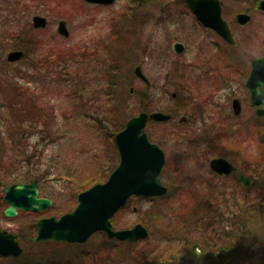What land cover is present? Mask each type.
I'll list each match as a JSON object with an SVG mask.
<instances>
[{"label": "rangeland", "instance_id": "obj_1", "mask_svg": "<svg viewBox=\"0 0 264 264\" xmlns=\"http://www.w3.org/2000/svg\"><path fill=\"white\" fill-rule=\"evenodd\" d=\"M155 1L118 0L111 7H97L81 0H0V36L19 34L23 44H27V41L32 43L29 50L27 49V58L19 63L7 61L8 54L16 51L14 44H11L4 53L3 61L0 59L1 79H15L14 85L22 89L26 99L33 97L36 101L40 100L56 120V125L49 130L51 136H47L48 132L47 138L39 134L44 133V128L39 127L37 130H30L33 134L23 142L30 146L27 155L36 153L37 157L33 162H38L42 155L41 170L48 175L41 177V191L44 196L55 197L56 209L63 207V213L71 211L76 205L73 196L77 194V183L95 175L107 177L119 165L118 151L116 146L115 149L112 147L115 140L103 138L90 125L92 115L103 117V112L107 113L109 128L112 121L115 120L114 125H123L128 118L139 115L145 109L147 113L175 109L183 103L184 91L205 97L210 93L208 86L202 82L203 79L193 76L189 80L187 71L184 70L186 63L198 61L199 53L192 50L190 45L182 57L173 54V45L184 37L172 35L170 30L162 26L153 29L151 25L141 34V28L136 26L138 21L143 26L149 21H193L182 13L176 14L174 20L167 18V12L163 16ZM228 11L232 12L231 9ZM35 16L47 19V29L31 32L30 27ZM61 21L68 25L70 37L67 39L58 34ZM254 21L256 23L248 30L263 32L259 38L264 40V16L257 15ZM204 38L199 36L195 39L200 41ZM211 40L217 41L215 38H208V41ZM5 45L1 44L0 48ZM209 52L214 60L239 64L238 70H233L237 71L239 82L232 83L231 74L227 73L230 70L224 69V81L217 85L222 89L219 103L227 106L216 117L209 118L208 126H215L216 129L210 132L195 131L197 129L191 124H180V119L170 124L149 123L147 133L150 139L166 151L167 162L162 182L169 189V193L164 197L165 200L133 198L127 208L114 218L117 230L132 229L137 224L145 226L141 222L149 220V227L145 226L149 230V238L137 244H129L137 245L136 248H128L123 243L115 244L107 238V252L96 257L91 254L89 258L83 259V252L78 247L50 245L32 248L29 253L25 252L20 262L0 258V264H70L69 261H75L72 264H147L151 261L149 264H152L155 258L162 254L167 255L169 251L171 254L175 246L184 244L186 235L195 238V241L200 236L201 229L193 226V223L191 226L189 222L188 226L192 229L187 228L183 232L174 229L171 232L173 237L167 234L165 229L168 223H164L159 217L162 213L170 211L172 221L176 224L184 222L178 215L179 211L182 217L189 214V219L192 220V215L205 207L203 203L206 202V196L201 194L202 188L229 195L223 200L228 206L216 210L221 216L224 213L242 211L243 204L253 201L263 193L262 180L258 185L259 181L248 177L253 186L245 189L238 184L237 177L220 178L213 175L208 163L213 158H226L245 169L251 176L256 175L258 170L264 173L262 122L257 118L249 121L251 114L247 102L244 114L238 119L227 104L233 98L243 100L246 97L244 81L249 72V62L262 54L248 51L242 43L235 50L224 45L223 48ZM59 54H62L61 58ZM39 61L44 64L43 71L40 70ZM30 62L33 65L31 70L28 68ZM136 67H141L149 80L148 85L135 76ZM74 69H81L82 76L73 75L76 72ZM30 88L32 92H29ZM132 89L134 94L131 93ZM10 92L7 88L5 93L8 98L11 97ZM173 95L178 98L175 100ZM186 97L187 103L189 99ZM179 109L182 110L181 107ZM65 115L71 117V120H65ZM3 121V127L7 122L15 127L20 126L13 117ZM2 126L0 177H19L32 171L28 166V158L22 156V150L15 144L21 133L17 136L16 128L11 129L14 134V141L11 142L1 132L4 131ZM197 147L205 150L207 162L192 153L191 150ZM22 149L27 151L28 148ZM246 196L249 197L247 201ZM149 213H152L150 219ZM155 215L159 218L155 219ZM223 218L224 221H219L225 225L218 226L219 233L229 225L228 220L233 219L229 215ZM30 222L32 224L33 217L21 215L9 221L1 219L0 225L16 231ZM204 234L205 231L202 235ZM104 238L96 237L90 242L89 248L96 249ZM183 254L185 255L184 252Z\"/></svg>", "mask_w": 264, "mask_h": 264}, {"label": "water", "instance_id": "obj_2", "mask_svg": "<svg viewBox=\"0 0 264 264\" xmlns=\"http://www.w3.org/2000/svg\"><path fill=\"white\" fill-rule=\"evenodd\" d=\"M88 5L109 7L117 0H81ZM188 6L197 21L207 28L219 33L222 39L231 46H236L233 34L222 16V8L217 0H187ZM264 12V1L260 4ZM237 21L246 24L250 17L240 15ZM33 27L36 30H45L48 21L44 17L35 16ZM58 34L67 39L70 37L68 25L61 21L58 25ZM176 53H182L184 47L176 44ZM24 57L21 51L8 54L9 63H19ZM135 76L146 85L148 78L141 67L134 71ZM251 96V103L257 109V115L264 118V58L256 59L253 63L250 76L246 83ZM134 94V89L131 90ZM175 98L176 96L173 95ZM234 114H241V103L234 102ZM172 116L155 112L141 113L128 121L123 131L115 137V145L120 157L119 166L103 184H97L78 196L77 207L61 216L59 219L51 218L37 223V236L35 243H65L71 245H84L97 233H105L110 240L120 243L135 244L149 238V231L141 224L132 229L114 230L112 220L123 211L133 197L148 199L162 198L168 194V188L162 183L161 176L166 165L165 153L158 144L153 143L146 132L149 121L168 123ZM184 121V119H183ZM210 169L218 176H230L237 172V168L224 158L211 160ZM238 183L245 189L253 184L248 177L240 174ZM37 182L31 186H17L7 190L6 203L10 208L5 212L8 218L17 215L16 209L24 212L40 213L52 206L47 199H38ZM22 249L16 237L0 231V257L18 258Z\"/></svg>", "mask_w": 264, "mask_h": 264}, {"label": "trees", "instance_id": "obj_3", "mask_svg": "<svg viewBox=\"0 0 264 264\" xmlns=\"http://www.w3.org/2000/svg\"><path fill=\"white\" fill-rule=\"evenodd\" d=\"M31 32L34 30L32 26L30 27ZM20 35L19 34H8L4 35L3 37L0 36V45L5 43V47L0 48V59L3 61L4 59V53L7 49L10 48L11 44H14L15 50H21L25 53V59L27 58V49L31 47L29 41H27V44H23L22 41H20ZM18 45V46H17ZM59 58L62 57V54L58 55ZM40 60V59H39ZM5 61V60H4ZM43 62L39 61L40 70L43 71L44 69ZM75 70V69H74ZM76 72L73 74L76 77L82 76V70L76 69ZM56 77V75H53ZM2 75L0 74V96L4 94L8 89L11 90L10 98L7 97L6 93L3 97H0V126L3 124V120H7L8 118L13 117L17 124H20L19 127H15L14 125H10L8 122L5 123V127L3 132L10 140L13 142L14 134L11 132V129L16 128L15 134L17 136H20L17 141H15V144H17V147L22 150V156L28 158V166L32 169V171H29L26 174H23L19 177H25V180H31V179H39L41 177H46L48 175L47 172L44 170H41L43 167V163H41L42 155L38 162H33V160L37 157L36 153H33L32 155H27L30 146H26L24 144V140L28 139L27 137H30L33 133L30 132V130L34 131L39 129V127L44 128V133L37 132L41 134L42 136L46 137V132H48L47 136H51L50 128L53 125H56V120L53 117L52 112L47 110L48 108L46 105L42 104L41 101L33 100L32 103H28V99H26L25 95L22 94V89H20L18 86L14 85L15 79H10L6 77L4 80L1 79ZM25 79V77H21ZM64 80V79H62ZM67 82V81H66ZM68 83V82H67ZM54 84H57V82H54ZM6 87V89H4ZM108 96L111 97V94H108ZM84 98V97H83ZM74 101L76 100L73 98ZM79 99V98H78ZM81 100V99H80ZM88 100V99H86ZM146 110V109H145ZM145 110H142V112H145ZM88 112H91V110H88ZM168 113V112H167ZM103 117H96V115L91 116V123L90 125L103 136V138H110L112 141L114 137L121 132L124 128L126 123L131 119L128 118L123 125H114L115 120L110 123V131L108 132L109 128H107V113L103 112ZM64 116L65 120H71V117ZM74 116V115H73ZM80 116V115H79ZM4 122V121H3ZM27 124V125H26ZM26 125V126H25ZM42 125V126H41ZM49 126V127H48ZM36 134V133H34ZM38 134V135H39ZM112 147L115 149L114 143H112ZM22 148H28L27 151H25ZM1 149V148H0ZM1 151V150H0ZM2 156H0V159ZM239 167V166H238ZM241 171L247 175L248 177L253 178L255 181L262 180L264 182V173H261V170H258V173L256 175H250L245 169L242 167H239ZM1 171V169H0ZM264 172V171H263ZM112 172H110L111 174ZM260 173V174H259ZM109 174V175H110ZM107 175V174H106ZM109 175L107 177H99L98 175H95L94 177H90L87 180H82L78 185L77 193H82L92 186L96 184H100L105 182ZM203 191L201 194L206 196V202L203 203L205 206L204 209L200 208V210L196 213H194V217H191L192 220L189 218V214L186 216H181V211L178 212V215L181 217V220H184V222L181 223H174L173 217L171 215V212L167 210L165 214H161L159 217L161 220H163L164 223H168L166 225L165 232L173 237L172 230L176 229L179 231L183 230L185 231L187 228H190L188 226V222L191 224L193 223V226L200 228V236L195 238L188 237L186 235L184 239V244L175 246L170 254V251L167 255H160L159 257L155 258V260L152 261V264H242L243 262L245 264H264V189L263 193H261L259 196H256V198L253 201L246 202V204H243V210L233 213H224L223 216L229 215L232 216L233 219L228 220L227 226L222 228V232H218V226L221 224L224 226L225 224L223 222H220L221 220L224 221L223 216H221L220 213H216V210H219L220 208H224L228 205H225L226 203L223 201L225 200L229 195L228 194H221L220 191H211L206 188H202ZM198 190H201L198 188ZM167 197V196H166ZM135 199V198H134ZM140 200V199H139ZM138 200V201H139ZM158 200H165L158 199ZM233 201L232 199H229ZM235 200V199H234ZM249 200V197H245V201ZM184 205V204H183ZM202 205H198V207H201ZM191 213V212H190ZM152 213H149V219ZM177 216L179 219L180 217ZM158 216L155 215V219ZM158 217V218H159ZM219 219H221L219 221ZM193 221V222H192ZM114 228H118L117 224L115 223V219L112 221ZM143 223L147 228L149 227V220H145ZM115 228V229H116ZM192 229V228H190ZM206 229V230H204ZM228 230V231H226ZM203 231H205L204 236L202 235ZM104 236L105 238L102 240V243L98 245L96 249L89 248L90 242H92L93 239H96V237ZM187 238V239H186ZM180 241H178L179 244ZM115 244H120L114 241ZM176 243V241H175ZM111 244V242L109 243ZM59 244L55 245L58 246ZM128 248H136L137 245H129L124 244ZM123 245V246H124ZM59 246H65V247H78L81 248L82 257L83 258H89L92 254L93 257H96L98 254L102 252H107V237L105 234L100 233L95 235L88 244L84 246H69V245H59ZM88 247V248H86ZM85 248V250L83 249ZM185 253V255L183 254ZM170 255V256H169ZM80 259V261H81ZM72 262L75 261H69ZM68 262V263H69ZM82 262V261H81ZM151 261L147 262L149 264ZM121 264H124L121 263Z\"/></svg>", "mask_w": 264, "mask_h": 264}, {"label": "flooded vegetation", "instance_id": "obj_4", "mask_svg": "<svg viewBox=\"0 0 264 264\" xmlns=\"http://www.w3.org/2000/svg\"><path fill=\"white\" fill-rule=\"evenodd\" d=\"M220 2L221 8H222V16L226 20L225 22L228 24L233 37L236 41V46H231L228 43H226L219 33L215 32L213 29L207 28L202 24V22L197 21L195 16L193 15L191 8L187 4V0H156V5L159 7V10L163 14V16H166L167 12V18L169 19H175L176 14L182 13V15L191 18L193 21H149L148 24L143 26L141 24V21H138V24L136 26L141 28V34L144 33L148 27L151 25L153 29L159 28L160 26L170 30V34L176 35L179 37H184L183 40L176 42L173 45L172 51L173 54L177 57H182L186 51L190 48V45L192 46V50H195L199 54L197 57L198 61H190L187 64V66L184 68L185 72L187 71L186 75L188 76V79L191 80L192 77H200L202 82L208 86V89L210 93L206 95H200V94H187L188 92L183 93V103H180V105L176 106L175 109L168 110V114H170L173 118L172 122H175L177 119H180V124H191L193 125L194 129H197L195 131H202V132H210L212 130H215V126H208L209 118L216 117L218 112L224 109V104L219 103V97H221L220 91L222 89L218 88L217 85L221 84L224 80V76L222 74L224 73V69L230 70L227 73L231 74L230 81L233 82H239L240 78L237 77L238 73V63L234 62H220L217 60H214L209 56V51L212 49H218L223 48L225 45L229 49H238L240 47V43L244 44L245 48L252 52L255 51L258 54H262L259 58L264 57V40L260 39L259 37L262 35L263 32L257 33L253 30H248V28L251 25H254L256 21H254L255 17L257 15L264 16V12L260 10V4L264 0H217ZM228 9H231L232 12H229ZM184 10V11H183ZM240 15H246L250 17V21H248L246 24H241L237 21V18ZM171 17V18H170ZM141 24V26H140ZM145 30V31H144ZM259 30L263 31L262 28L259 27ZM256 33V35L254 34ZM242 35V37H241ZM199 36H204V40L197 41L195 38H198ZM244 37V39H242ZM208 38H215V40L208 41ZM181 44L184 47V51L182 53H176L175 52V45ZM211 58V60H210ZM258 58H253L249 62V72L247 77L244 81V90L246 93V97L241 100L239 98H233L230 101L228 100L227 104L229 107H231L233 114H234V102L239 101L241 103V114L239 116H234L236 119L240 118L244 112H245V102H247L248 111L251 114V118L254 120L255 118L259 119L262 122V125L264 127V118L259 117L257 115V109L252 106L251 103V96L247 90L246 83L250 76L251 69L253 66L254 61ZM29 70L33 69V65L30 62L29 63ZM29 73H31L29 71ZM180 73V72H179ZM185 75V79H187V76ZM28 92V90H27ZM29 92H32L31 88ZM190 92V91H189ZM186 98L189 99V102L186 103ZM205 97V98H204ZM178 97L174 98L175 100ZM190 98H193V100L190 101ZM34 99L29 98L28 103H32ZM227 106V105H226ZM225 106V107H226ZM182 108L180 110L179 108ZM184 119V121H183ZM163 148V147H162ZM164 150V148H163ZM165 151V150H164ZM193 154L199 157L200 160L207 162V153L205 150L201 147H197L191 150ZM188 151V152H191ZM187 152V154H188ZM166 154V151H165ZM167 158V155H166ZM214 159V158H213ZM226 159V158H225ZM212 160V159H211ZM210 160V161H211ZM228 160V159H226ZM210 161L209 168H210ZM232 165H234L238 172L235 174H232L231 176L227 177H238L240 173L244 174L240 168L231 160H228ZM2 172V169H1ZM215 175V174H213ZM245 175V174H244ZM216 177H219L215 175ZM25 177H0V220H12L16 219L21 215H30L33 217V222L31 224L28 223L24 227H20V229L11 230V229H5L0 225V231L5 232L9 235H12L16 237L21 249L23 250V255L20 258H7L8 260H13L16 262H20V259L24 256L25 252H30L33 248L38 247H48L50 245H53V243H35L33 240L37 236V223L41 220H46L50 218H59L63 214V207L61 209H56V199L55 197L50 196H44L43 191H41V188L43 186L42 180L43 178L39 179H31V180H25ZM37 182L36 189L39 193L38 199H47L52 202V206L44 211H41L40 213H32V212H24L20 209H16L17 215L14 218H8L5 215V212L10 208V205L6 203V196H7V190L13 187L17 186H31L33 182ZM78 193L73 196V200L76 201L77 206V200H78ZM63 205V204H61ZM74 207V208H75ZM73 208V209H74ZM72 209V210H73ZM32 249V250H33Z\"/></svg>", "mask_w": 264, "mask_h": 264}]
</instances>
